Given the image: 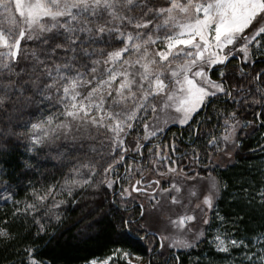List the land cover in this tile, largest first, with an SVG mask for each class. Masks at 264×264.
Wrapping results in <instances>:
<instances>
[{
	"label": "snow or ice",
	"instance_id": "obj_1",
	"mask_svg": "<svg viewBox=\"0 0 264 264\" xmlns=\"http://www.w3.org/2000/svg\"><path fill=\"white\" fill-rule=\"evenodd\" d=\"M258 64L264 0H0V179L13 162L44 179L13 214L22 231L0 221L11 264H54L45 248L56 210L88 191L102 198L87 229L111 247L83 264H184L181 253L205 242L231 264H264V225L241 234L243 208L219 210L230 186L217 172L246 129L264 128ZM172 126L178 134L165 140ZM145 150L155 178L139 169L132 182L129 153L144 160ZM52 161L60 178L49 182L41 167ZM230 195L264 209V172ZM165 200L185 212L173 217ZM140 241L147 260L130 250Z\"/></svg>",
	"mask_w": 264,
	"mask_h": 264
},
{
	"label": "trees",
	"instance_id": "obj_2",
	"mask_svg": "<svg viewBox=\"0 0 264 264\" xmlns=\"http://www.w3.org/2000/svg\"><path fill=\"white\" fill-rule=\"evenodd\" d=\"M237 61H233V66ZM257 70L264 69V64H258ZM248 119H253L249 113H245ZM208 128L202 129L203 133L208 132ZM173 133L178 134V130L172 129L169 137ZM247 133V132H246ZM250 135L244 137V145L235 154L234 160L227 167H221L217 172L229 183V192L225 193L219 201V210L227 214L229 217H234L236 213L240 212L243 208L245 213L246 223L238 225L240 233L245 231L251 232L252 230L264 225V209L259 207H252L251 209L244 207L241 201L234 200L231 194L239 192L241 185L245 181L251 182L253 177L260 178V173L264 172V152L258 148V144H264V128H257L255 132L252 129L248 132ZM251 149V150H250ZM183 150V149H182ZM145 159L142 164L139 162L134 163L131 169V176H139V169L143 170V175L148 176V173L155 176L153 164L148 159L147 150H145ZM129 156H134L129 153ZM138 157V156H135ZM54 161L47 162L41 167V172L48 175V181L51 182L53 178L59 179L60 172L54 167ZM183 163H187L184 161ZM193 167H195L193 165ZM121 168V173L123 171ZM205 172V169H201ZM202 172V173H203ZM39 181L44 183L41 174H28L27 177L21 175L16 168L14 162L9 168V176L0 179V221H7L11 227L20 230L19 224L21 217L14 216L17 207L23 208L26 201L31 200L32 193L30 191L31 183ZM102 197L93 195L92 191L82 192L76 195L75 203L71 202L72 198H67L68 203L62 204L58 211L61 220L56 221L53 219L48 228L49 235L52 236V241L47 245L45 251L53 258L54 264H83L85 258L93 255L101 257L111 243L106 233L100 232L97 229L88 230L87 225L94 223L99 218V209L97 208L98 200ZM18 202V203H17ZM92 237V238H86ZM49 236H45L42 243H47ZM150 245L147 241H140L133 245L130 250L138 253L144 257L145 260L149 258L146 251ZM222 253H216L211 246L205 242L200 245L198 249L193 250L191 253L181 254V259L184 264H231V260H224L221 257ZM16 259L14 249H4L0 246V264H11V261ZM159 264V261H156Z\"/></svg>",
	"mask_w": 264,
	"mask_h": 264
},
{
	"label": "rangeland",
	"instance_id": "obj_3",
	"mask_svg": "<svg viewBox=\"0 0 264 264\" xmlns=\"http://www.w3.org/2000/svg\"><path fill=\"white\" fill-rule=\"evenodd\" d=\"M173 127H175V126H172L171 129ZM250 130H251V128H248V129L245 130V132L248 133ZM129 139H131V137ZM234 157H235V155H234ZM234 157L232 158L231 161L228 162V164H231L233 162ZM225 159H227V158H225ZM214 162H220V161L216 160ZM133 164L134 163H131V165H133ZM149 177L155 178V176H153V174L149 175ZM160 179H161L162 186H165L166 187L167 186L168 179H169V176L166 175L164 177H160ZM177 179H179V177H177ZM189 183H195V182L193 181V182H189ZM133 196L138 197V200H145L144 203L146 204V207L149 206V202H148V199H147L146 196H144L142 194H140V195H133ZM188 199H189V197L187 195V192H185L184 193V204H187L188 203ZM192 199L195 200V197H193ZM162 203L164 204V210H165V212L171 214L173 217H175V216H177V215L182 214V213L185 212V208L181 204H171V203H169L166 200L165 201H162ZM189 207H191V205H189ZM197 214L199 215V212L198 211H197Z\"/></svg>",
	"mask_w": 264,
	"mask_h": 264
},
{
	"label": "flooded vegetation",
	"instance_id": "obj_4",
	"mask_svg": "<svg viewBox=\"0 0 264 264\" xmlns=\"http://www.w3.org/2000/svg\"><path fill=\"white\" fill-rule=\"evenodd\" d=\"M174 128H175L176 130H178L177 127H173L172 129H174ZM172 129H171V131H172ZM171 131L167 132V133L164 135L163 138L165 139L166 137H169ZM131 158H132V156H129V161H128V163L131 164V163H137V162H139V165L142 164V160L140 159L139 156H138V157H135V161H133ZM194 166H195V165H194ZM201 169H203V168H201ZM201 169H199V170H200L201 172H203V170H201ZM123 173H124V169H123V171H122L121 174H123ZM149 175H151V173H148V176H146V175H145V176L143 175V176H144L145 179H148V178H151V177H149ZM138 178H140V175H139V176H135V177L132 176V182H134L135 179H138ZM140 194H142V195L145 196L144 193H135V192L133 193V195H140ZM150 194H151V193H149L148 195H150ZM136 202H137V203H139V202H143V203H144L145 200H137ZM144 204H145V203H144ZM133 206H134V205H130V207H133ZM147 206H148V205H147ZM145 207H146V204H145ZM182 253H183V252H182ZM182 253H181V254H182Z\"/></svg>",
	"mask_w": 264,
	"mask_h": 264
},
{
	"label": "water",
	"instance_id": "obj_5",
	"mask_svg": "<svg viewBox=\"0 0 264 264\" xmlns=\"http://www.w3.org/2000/svg\"><path fill=\"white\" fill-rule=\"evenodd\" d=\"M165 134H166V133H165ZM165 134H164V135H165Z\"/></svg>",
	"mask_w": 264,
	"mask_h": 264
}]
</instances>
